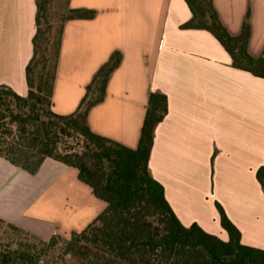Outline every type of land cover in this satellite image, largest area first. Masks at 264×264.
<instances>
[{"label":"crops","instance_id":"1","mask_svg":"<svg viewBox=\"0 0 264 264\" xmlns=\"http://www.w3.org/2000/svg\"><path fill=\"white\" fill-rule=\"evenodd\" d=\"M230 35L247 16L246 50L264 48V0H211ZM91 18L63 23L50 107L76 109L85 86L111 53L120 60L102 99L86 113L95 134L136 147L147 95L160 92L166 113L152 134L147 167L183 226L195 223L222 241L215 202L243 245L264 249V193L255 178L264 166V78L231 66L206 30L183 29L184 0H67ZM34 0H0V85L26 94L24 68L32 54ZM76 170L45 158L33 175L0 157V219L35 236L68 237L104 208Z\"/></svg>","mask_w":264,"mask_h":264},{"label":"trees","instance_id":"2","mask_svg":"<svg viewBox=\"0 0 264 264\" xmlns=\"http://www.w3.org/2000/svg\"><path fill=\"white\" fill-rule=\"evenodd\" d=\"M51 0H34L32 54L24 68V96L0 85V157L26 173L37 172L45 158L76 170L79 181L104 202V208L79 231L68 237L51 234L41 239L4 222L18 235L0 246V264H38L47 250V263L73 257L80 264H264V249L239 242V231L215 202L225 241L204 232L195 223L183 226L163 197L161 185L149 174L147 160L155 125L166 113V98L160 92L147 95L138 141L134 149L93 133L86 124L88 109L103 96L110 72L120 54L113 52L99 66L74 112L54 113L50 107L52 82L63 23L91 18L92 10L64 8L57 17L50 45L48 7ZM191 16L183 29L208 31L228 53L231 66L264 78V48L253 57L246 50L247 16L240 32L230 35L219 22L211 0H184ZM50 52V68L46 69ZM264 193V166L255 171ZM59 250L57 255H53Z\"/></svg>","mask_w":264,"mask_h":264},{"label":"rangeland","instance_id":"3","mask_svg":"<svg viewBox=\"0 0 264 264\" xmlns=\"http://www.w3.org/2000/svg\"><path fill=\"white\" fill-rule=\"evenodd\" d=\"M64 8V0H51L49 7H48V21L50 22V24L52 25L50 32H49V42L50 45L53 43L54 40V36H55V30H56V24H57V17L59 14L62 13ZM47 64H46V69L49 70L50 68V52H48L47 54ZM18 235H16L15 233H13V231L11 229H9L8 227H6L3 223H0V246L4 243H6L7 241H10L11 239L14 240L16 239L15 237H17ZM19 237V236H18ZM47 239V238H46ZM57 253H59V250H56L54 252L53 255H57ZM49 252L47 250L43 251L42 254V259L40 260V262L38 264H52L47 263L48 261H50L49 259ZM61 262L57 261L54 262V264H80L76 258H73L71 256L69 257H61Z\"/></svg>","mask_w":264,"mask_h":264}]
</instances>
